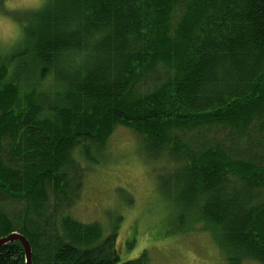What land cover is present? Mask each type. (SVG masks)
Listing matches in <instances>:
<instances>
[{
    "label": "trees",
    "instance_id": "16d2710c",
    "mask_svg": "<svg viewBox=\"0 0 264 264\" xmlns=\"http://www.w3.org/2000/svg\"><path fill=\"white\" fill-rule=\"evenodd\" d=\"M11 16L0 238L22 234L32 264H144L120 261L115 229L64 212L123 125L229 264H264V0H44ZM0 264H26L20 241L0 245Z\"/></svg>",
    "mask_w": 264,
    "mask_h": 264
},
{
    "label": "rangeland",
    "instance_id": "374dc122",
    "mask_svg": "<svg viewBox=\"0 0 264 264\" xmlns=\"http://www.w3.org/2000/svg\"><path fill=\"white\" fill-rule=\"evenodd\" d=\"M43 1L0 0L1 54H12L21 45V27L12 12L39 7ZM24 62L29 61L21 57L12 64L21 69L27 67ZM9 77L15 78L11 71ZM92 154L99 155V162L83 169L78 196L64 212L81 223L95 222L102 234L115 229L120 261L143 255L144 264H229L214 243L209 223L177 201L176 194L164 191L159 176L166 172V161L154 159L134 131L115 126L104 151Z\"/></svg>",
    "mask_w": 264,
    "mask_h": 264
},
{
    "label": "water",
    "instance_id": "95a60500",
    "mask_svg": "<svg viewBox=\"0 0 264 264\" xmlns=\"http://www.w3.org/2000/svg\"><path fill=\"white\" fill-rule=\"evenodd\" d=\"M20 241L23 247V252H25V263L26 264H32L31 263V245L30 242L26 240V238L16 232H12L9 235H6V237L0 238V245L7 244L8 242H18Z\"/></svg>",
    "mask_w": 264,
    "mask_h": 264
}]
</instances>
